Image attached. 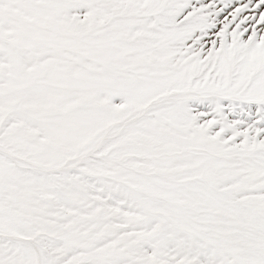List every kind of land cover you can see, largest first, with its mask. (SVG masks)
<instances>
[{
	"label": "snow or ice",
	"instance_id": "obj_1",
	"mask_svg": "<svg viewBox=\"0 0 264 264\" xmlns=\"http://www.w3.org/2000/svg\"><path fill=\"white\" fill-rule=\"evenodd\" d=\"M0 264H264V0H0Z\"/></svg>",
	"mask_w": 264,
	"mask_h": 264
}]
</instances>
